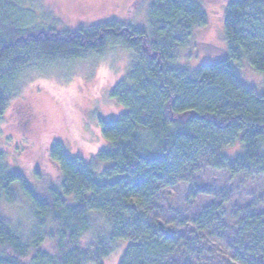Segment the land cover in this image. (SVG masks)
<instances>
[{
    "label": "trees",
    "instance_id": "16d2710c",
    "mask_svg": "<svg viewBox=\"0 0 264 264\" xmlns=\"http://www.w3.org/2000/svg\"><path fill=\"white\" fill-rule=\"evenodd\" d=\"M5 2L0 0V8ZM138 2L124 22L0 40V115L34 64L115 47L129 49L132 59L110 94L123 111L99 120L106 147L92 161L55 142L48 150L58 170L52 177L10 169L0 155V203H15L20 193L32 206L33 220L24 238L0 213V264H104L129 241L119 264H168L178 242L150 219L158 186H173L201 156L215 170L264 173V92L248 86L235 65L247 60L264 75V0H230L227 56L194 72L176 62L193 53L186 50L194 46L193 32L208 23L202 5L153 0L144 30L132 12L147 1ZM235 144L239 152L228 157L225 149ZM212 210L196 224H211L218 211ZM238 233L249 240L238 263L264 264L262 216L247 214Z\"/></svg>",
    "mask_w": 264,
    "mask_h": 264
},
{
    "label": "rangeland",
    "instance_id": "374dc122",
    "mask_svg": "<svg viewBox=\"0 0 264 264\" xmlns=\"http://www.w3.org/2000/svg\"><path fill=\"white\" fill-rule=\"evenodd\" d=\"M140 1L138 4L147 2L142 9H133L135 25L148 30L147 11L153 0ZM197 1L208 23L194 30V46L186 49L193 53L176 62L190 72L202 64L222 60L228 51L224 21L230 0ZM134 3L136 0H6L0 8V40L21 32L36 35L37 30L52 29L47 33L57 34L75 30L71 27L77 25L89 29L124 22ZM57 17L64 18L67 25H53L50 19ZM96 19L97 23H93ZM131 63V51L115 47L82 58L40 62L26 69L16 96L0 115V155L9 168L57 176L58 170L48 158V150L55 142L62 143L70 155L92 161L106 147L99 120L123 111L110 94L129 72ZM235 65L248 86L264 92V75L247 60ZM239 150V144H235L225 149V154L234 157ZM209 208L213 212L220 210L211 224L201 227L196 220ZM0 213L24 238L30 236L32 206L20 193L15 203L1 202ZM149 213L154 223L177 238L168 264H239V251L245 253L242 246L249 243L238 233L241 220L254 213L264 221V173L252 170L234 175L228 170H215L201 156L176 177L173 186L156 188ZM129 243L122 242L104 264H119Z\"/></svg>",
    "mask_w": 264,
    "mask_h": 264
},
{
    "label": "flooded vegetation",
    "instance_id": "af4514ba",
    "mask_svg": "<svg viewBox=\"0 0 264 264\" xmlns=\"http://www.w3.org/2000/svg\"><path fill=\"white\" fill-rule=\"evenodd\" d=\"M31 2H33L34 3V1L35 0H30ZM137 1V0H136ZM129 13V12H128ZM68 17L69 16H66V19H68ZM56 19V20H55ZM54 20H51L50 19V22L54 25H67V22H65L61 17H57V18H55ZM98 19H96V20H94V21H92L93 23L95 22V21H97ZM89 21H87L86 23H88ZM95 23H97V22H95ZM111 23V22H110ZM101 25H103V24H101ZM84 26V25H83ZM95 26H97V25H95ZM68 27H69V25H68ZM92 27H94V26H92ZM91 27V28H92ZM71 28H75V30H69V32H76V31H78V30H81V29H87V28H85V27H82V25H80V26H72ZM90 29V28H89ZM50 32V31H54V30H52V29H43V30H37L36 32H41L40 34H42V35H44V36H46V35H48L49 33H47V32ZM64 31H68V30H64ZM56 32V31H55ZM57 33H59V32H57ZM51 35V34H50Z\"/></svg>",
    "mask_w": 264,
    "mask_h": 264
}]
</instances>
